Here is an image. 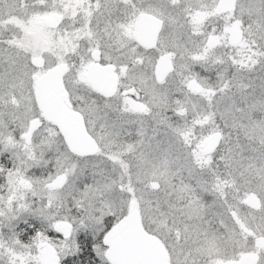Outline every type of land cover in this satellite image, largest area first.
Returning a JSON list of instances; mask_svg holds the SVG:
<instances>
[{
	"label": "snow or ice",
	"instance_id": "obj_1",
	"mask_svg": "<svg viewBox=\"0 0 264 264\" xmlns=\"http://www.w3.org/2000/svg\"><path fill=\"white\" fill-rule=\"evenodd\" d=\"M5 152L0 264H264V0H0Z\"/></svg>",
	"mask_w": 264,
	"mask_h": 264
},
{
	"label": "trees",
	"instance_id": "obj_2",
	"mask_svg": "<svg viewBox=\"0 0 264 264\" xmlns=\"http://www.w3.org/2000/svg\"><path fill=\"white\" fill-rule=\"evenodd\" d=\"M90 239L83 241L79 252L68 260V264H108L102 259L93 247L97 237L90 236ZM101 239V237H100Z\"/></svg>",
	"mask_w": 264,
	"mask_h": 264
},
{
	"label": "rangeland",
	"instance_id": "obj_3",
	"mask_svg": "<svg viewBox=\"0 0 264 264\" xmlns=\"http://www.w3.org/2000/svg\"><path fill=\"white\" fill-rule=\"evenodd\" d=\"M49 156H51V154H49ZM10 156L9 155H5V153H3V154H0V164H3L2 163V160H5V161H7V162H9L10 161V158H9ZM7 158H9V159H7ZM11 161H12V159H11ZM7 162L6 163H4L3 165L6 167V164H7ZM53 165H54V160H50V162H49V164L47 165V166H45L47 169H49V170H52L53 169ZM7 168V167H6ZM30 172L31 173H34V174H36V175H41V174H46V173H44V170L43 169H41V168H34V169H31L30 170ZM4 182H5V179L3 180ZM206 199H211V197H206ZM105 220L106 221H113L114 222V218H112V217H105ZM5 231H7V229H5ZM50 236L51 235H56V236H59V233H53V232H49L48 233ZM90 236H93V237H95L91 232H85V231H80V232H78L77 233V236H76V239H77V242L80 244V247H81V244L83 243V241H85V240H88V239H90L89 237ZM96 238V237H95ZM79 252V251H78ZM77 252V253H78ZM76 253V254H77ZM75 254V255H76ZM75 255H67V256H64V257H62L61 258V262L63 263V264H68V260L71 258V257H74ZM100 256V255H99ZM101 257V256H100Z\"/></svg>",
	"mask_w": 264,
	"mask_h": 264
},
{
	"label": "flooded vegetation",
	"instance_id": "obj_4",
	"mask_svg": "<svg viewBox=\"0 0 264 264\" xmlns=\"http://www.w3.org/2000/svg\"><path fill=\"white\" fill-rule=\"evenodd\" d=\"M197 71H200L201 72V74L202 75H209V76H211L213 79L215 78L214 77V73H207V72H205V71H203V70H201V69H199V68H197ZM5 155H9L10 156V153H7V152H5ZM10 158V157H9ZM9 158H7V159H9ZM6 163L7 161H5V160H2V163ZM3 163V164H4ZM13 166V161H11V158H10V161L9 162H7V164H6V167L7 168H11ZM5 179V177L4 176H0V184H4L5 182L3 181ZM109 227L111 226V224H109L108 225ZM24 227V225H23V223H21L20 225H19V227H18V231L21 229V228H23ZM33 233H28V232H24L22 235H21V239L25 242V243H28V240H29V236L30 235H32ZM101 240H102V237H101ZM61 262V261H60ZM61 264H63L62 262H61Z\"/></svg>",
	"mask_w": 264,
	"mask_h": 264
},
{
	"label": "water",
	"instance_id": "obj_5",
	"mask_svg": "<svg viewBox=\"0 0 264 264\" xmlns=\"http://www.w3.org/2000/svg\"><path fill=\"white\" fill-rule=\"evenodd\" d=\"M60 264H61V262H60Z\"/></svg>",
	"mask_w": 264,
	"mask_h": 264
}]
</instances>
